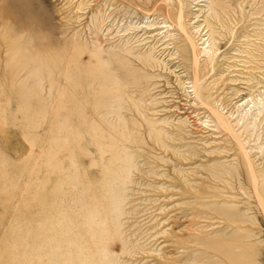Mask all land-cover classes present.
<instances>
[{
  "label": "rangeland",
  "instance_id": "obj_1",
  "mask_svg": "<svg viewBox=\"0 0 264 264\" xmlns=\"http://www.w3.org/2000/svg\"><path fill=\"white\" fill-rule=\"evenodd\" d=\"M159 1L0 0V264H62L67 247L76 262L74 238L87 255L103 244L118 253L121 238L133 253H120L117 264H264V174L253 183L248 169L264 172V0H217L215 10L214 0H182L197 47L214 43L215 69L200 87H192L185 37L153 10ZM91 51L127 58L109 63L124 93L106 108H95L105 86L91 73L69 83L70 56L81 53L85 67L96 64ZM75 91L76 106L68 99ZM104 115L139 139L123 143L130 165L119 162L117 180L104 178L109 154L99 160L94 144L83 141L87 151L70 159L68 126L99 129ZM248 122L255 125L244 128ZM102 195L119 206L117 239L94 241L83 228L80 236L75 225L52 224L51 216L82 213Z\"/></svg>",
  "mask_w": 264,
  "mask_h": 264
},
{
  "label": "bare ground",
  "instance_id": "obj_2",
  "mask_svg": "<svg viewBox=\"0 0 264 264\" xmlns=\"http://www.w3.org/2000/svg\"><path fill=\"white\" fill-rule=\"evenodd\" d=\"M253 1H255V3L257 2V0H253ZM237 2H239V0ZM158 3H160V5H163V4L164 5L161 7L155 6V7H153V10H155L156 13L162 15L165 19L169 20L168 22L164 21L165 24H168V26H173L174 28H176L179 31L180 34H182L185 37L187 47L190 50V58H191V66H192V69H191L192 70V82H193L192 87H195V86L200 87L203 84L204 78L207 75H209L210 70L215 69L214 68L215 64H213V58L214 57H212V54L214 52V50H213L214 48L212 46L214 45V43L212 41L211 46L210 45L207 46V47H209L207 50H205L206 46L200 47V48L197 47L198 42L191 35V32L189 31V29L187 27V23L185 21L186 14H185L184 4H183L182 0H160ZM211 3H212L211 6L213 7L212 9L215 10L214 7L219 4L218 1L214 0V1H211ZM227 7H229V6L228 5L224 6L225 9H227ZM230 11H231V14H233V18L231 20L229 18V23L234 24L237 21V18L234 15L235 10H234V8L231 10L229 7L228 13H230ZM25 12H27V11H25ZM210 12H213L211 10V8H210ZM253 12L258 17L259 8L256 7L255 11H253ZM213 13L215 14V11ZM205 21H206L207 26H210V24H212V22H213V20L212 21L205 20ZM221 23L222 22H220V24ZM222 26L227 27L226 24H224V23H222ZM255 26L257 27L258 24H256ZM195 31L198 32V29H196ZM210 32H214L213 28ZM219 35L223 36V34H221V33H219ZM258 36H259L258 30H255L254 31V37H258ZM203 40L204 39H202V41H201L202 45H204V42H207V41H203ZM215 40H214V42H215ZM209 44H210V42H209ZM216 50H217V48L215 49V51ZM122 52H124L125 55H129V56L131 55L134 57L136 56V54L132 53V51L130 49H127V48L122 50ZM202 52H204L205 57L203 58V60H200L199 56H200V53H202ZM61 53H62L61 51H59V52L56 51V53H55V55L57 56V59H56L57 63L61 62L62 59L64 58V56ZM59 54H61L62 58L59 56ZM79 54H81V53H79ZM79 54H77V55L73 54L70 56L69 64H70V67L73 71L72 70L70 71L71 74L69 76V81H70L69 83H73V82L76 83L77 80H80V77L76 75L77 72L79 74H82L83 72L86 71L89 74L91 73V77L93 80V81H91L92 83L98 84L99 86H105V89H102L99 92L100 98H102V99L101 100L98 99V101H96L97 102V104L95 105L96 109H97V107L98 108H101V107L106 108L112 99H114V100L118 99V101L120 102V100H122V98H123L124 90L122 91V86L118 85V83H117L118 79L115 77V75L113 73L114 71H113V69H111L110 64H109L110 61L114 62V60H116L120 56L115 54L110 59L107 56L108 55L107 52L104 53L105 55H102L101 52L91 51V53H90L91 56L96 57V58H94L96 60V64L94 63L93 65H89V66L84 67V65L81 63V60L78 59ZM109 56H110V54H109ZM201 56H204V55H201ZM120 58H122V60H121L122 62H127L126 56H121ZM129 60H128V62H129ZM140 61L143 63V65L146 63L145 59H140ZM155 65H156V63H155ZM155 65H152V67H154ZM105 66L110 67V71L105 70V68H104ZM100 67H102V68H100ZM113 78H115L116 82H114ZM109 84H111V87H112V85L116 86L115 87L116 90L115 91L110 90ZM118 88H119V90H117ZM74 95H75V97H73V95L70 94L68 99H70V101L74 104V106H76V104L78 103L77 98H79L81 94H79V91H78V93L75 91ZM76 95H78V96H76ZM196 96H198V98H200L202 100L204 98L205 99L207 98L206 93H202L200 95L197 93ZM207 99L205 101H207ZM71 102L69 103L70 107H71V108H69V113L75 114L76 110H74L72 108L74 106L71 104ZM201 104L203 105L202 102H201ZM208 107L209 106H207V108ZM210 109H211V107H210ZM212 111L214 112V113L212 112V114H215V116L217 117V120L216 119L215 120L219 124V126L221 128H223V130H226V129L230 130L231 124L227 121V119L223 118L222 115H220V113L219 114L216 113V110H212ZM104 114L106 116H108L109 112H106ZM105 115H104V117L102 116L103 118H101V120L105 126L103 127V126L99 125V129H98V127H96V125L90 126L89 124H86L85 131H78L77 126L69 125L68 126L67 143L69 144V147H70L69 148L70 159H71L73 164L76 162V153L77 152H81V151L84 152L85 150L87 151V149L85 147H83V145H84L83 141L86 143H89V144L91 143V144H94L97 146V151L99 153V160L103 161L104 157H105L104 155L109 154L108 159L106 161L104 160L102 162V173L104 175V178L111 177V178H114L117 180V178L121 177L122 171L124 172V169H125L124 167L126 165H130V164H128V163H130V161L127 162V158H125L127 156L126 155L123 156V153L125 151L122 154H120L123 151V148L125 149V147H126V146H124L123 143L124 142H126V143L131 142V143H135L137 145V143L139 142V139H138V137H136L135 134L133 135V134H131V132H127L123 128L124 126H122L120 129H118V127L116 125L109 123L108 120H106ZM250 125H255V123H253V122L250 124H249V122L245 123L244 128H249ZM133 129L134 128H132L131 131ZM231 130H232V128H231ZM112 131L115 132V135H113ZM152 131L156 132L157 135H159V136H157L158 139L156 138L155 142H157V144L159 146H165V141L162 138H160V134L158 133L160 130L158 131V129H156V128H149L148 132L152 133ZM233 135H234V133H233ZM236 140H237V138H236ZM126 150H127V148H126ZM227 150H229V148ZM130 156L132 158L134 157L132 155H130ZM130 158H128V159H130ZM225 158H228V157L222 156L218 159L222 160ZM242 158H243L244 162H247L249 164L250 161L248 160L247 156L245 157L243 155ZM121 159H123V160H121ZM125 160L127 162L125 164V166H123L124 164L120 165L119 162H122ZM92 161H95V160L92 159ZM132 163L133 162H131V164ZM252 168L253 167L251 166V164H249L248 169L250 170V174L252 175L251 177H252L253 183H254L259 178L260 179L263 178L264 172L260 173V174L258 173L259 174L258 175L256 171H253ZM104 192L109 193V190H105ZM112 193L114 195L115 191ZM56 200L57 199H55V201H53V203H55ZM95 200H94L95 201L94 204L91 201L87 202L86 204H83V206L81 207V210H83L82 213L78 212L77 215L75 214L74 216H71L72 214L68 215V214L59 212V213L55 214L54 216H51L50 217L51 219H55L54 221H52V224L59 225V226H61V225H70V226L73 225L74 226L75 225V229H71V228L70 229L74 230L75 233L77 235L79 234L80 236H81V229L83 228L85 232L90 233V236L92 237L93 240L96 239V235L106 237L109 241H113L115 238L117 239L116 232L119 231L118 228L120 226L118 224V221L114 217V212H116V210H117V208H119V206L117 207V205L115 204L114 198L111 195L110 196L102 195L100 198L95 197ZM38 223H40V222H38ZM34 231L37 233L40 232V230H34ZM60 231H65V230L60 229ZM82 237H83V235H82ZM72 241H75L74 242L75 245H72V246L77 248L76 249L77 252L74 253L76 256V259H75L76 262H74V259L71 260L69 258V260H68V257H69V255H71L70 253L72 251H71L70 247H67L69 249V251L66 252L67 257L65 258V261H63L62 264H74V263L75 264H117L121 260L119 257L120 253H127V254L133 253L132 250L125 249V246H124L121 238L119 241L122 243H119L118 247H117L118 253L116 251H110L103 244V245H99V246L98 245L93 246L94 249L89 255L84 253V250H83L84 247L82 248V245L80 243L81 242L80 239L74 238V240H72ZM96 244H97V241H96ZM35 247H36V249H39V248H42L43 246H42V244H39V245H35ZM122 264H123V262H122Z\"/></svg>",
  "mask_w": 264,
  "mask_h": 264
}]
</instances>
